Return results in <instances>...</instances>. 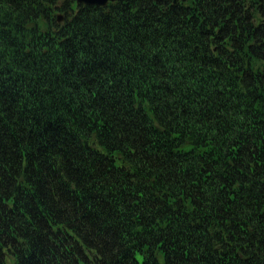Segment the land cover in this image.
Instances as JSON below:
<instances>
[{
	"label": "trees",
	"instance_id": "trees-1",
	"mask_svg": "<svg viewBox=\"0 0 264 264\" xmlns=\"http://www.w3.org/2000/svg\"><path fill=\"white\" fill-rule=\"evenodd\" d=\"M0 264H264V0H0Z\"/></svg>",
	"mask_w": 264,
	"mask_h": 264
},
{
	"label": "water",
	"instance_id": "water-1",
	"mask_svg": "<svg viewBox=\"0 0 264 264\" xmlns=\"http://www.w3.org/2000/svg\"><path fill=\"white\" fill-rule=\"evenodd\" d=\"M131 0H77L78 5H84V6H91V7H107L109 3H115V2H128ZM178 0H175V3H177ZM59 22L63 21V16H59L58 18Z\"/></svg>",
	"mask_w": 264,
	"mask_h": 264
}]
</instances>
